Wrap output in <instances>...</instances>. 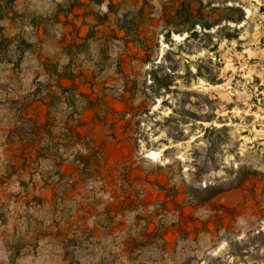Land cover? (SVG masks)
Segmentation results:
<instances>
[{
  "label": "rangeland",
  "instance_id": "374dc122",
  "mask_svg": "<svg viewBox=\"0 0 264 264\" xmlns=\"http://www.w3.org/2000/svg\"><path fill=\"white\" fill-rule=\"evenodd\" d=\"M0 264H264V0H0Z\"/></svg>",
  "mask_w": 264,
  "mask_h": 264
},
{
  "label": "trees",
  "instance_id": "16d2710c",
  "mask_svg": "<svg viewBox=\"0 0 264 264\" xmlns=\"http://www.w3.org/2000/svg\"><path fill=\"white\" fill-rule=\"evenodd\" d=\"M239 11H240V14L236 18H233V21L235 23H241L244 21V18H245L244 13L242 14L241 9H239ZM207 27L209 26H204V29H208ZM224 191H225L224 188L209 185L203 189L195 190L194 200L198 201L199 203H207V202H210L212 199H214L216 196L223 193Z\"/></svg>",
  "mask_w": 264,
  "mask_h": 264
}]
</instances>
